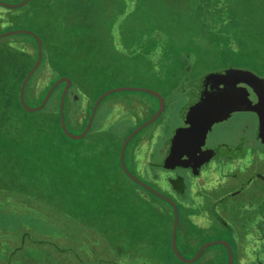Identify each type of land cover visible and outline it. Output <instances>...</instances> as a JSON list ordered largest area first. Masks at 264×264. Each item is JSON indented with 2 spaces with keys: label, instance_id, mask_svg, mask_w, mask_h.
I'll return each instance as SVG.
<instances>
[{
  "label": "rangeland",
  "instance_id": "obj_1",
  "mask_svg": "<svg viewBox=\"0 0 264 264\" xmlns=\"http://www.w3.org/2000/svg\"><path fill=\"white\" fill-rule=\"evenodd\" d=\"M1 1L20 3L24 0ZM166 2L173 5L178 3L177 0H166ZM245 3L242 7L248 6L249 10L259 7L261 10L264 0H247ZM73 4H78V7L72 9L71 5ZM125 4L126 8L124 7V9ZM135 7L132 0H126L125 3H122L121 0H60V3L56 5V12L53 11L55 14L57 11L72 13L67 19V23L74 26L71 34L64 32L62 35L57 24L51 19L52 17H49L50 14L43 18L47 22L43 20L41 24L44 28L52 29L53 36L51 35L50 38V46H54L53 61L56 63L65 62L66 68H59L63 70L60 72L61 77L68 76L73 77L74 80L82 81L76 83L72 90L76 97H81V102L76 106L71 102V109L74 105L76 116L70 114L66 120L69 130L74 134H80L86 129L90 119V117L88 118L89 112L92 113L98 98L108 90L120 87H140L156 90L164 96L166 100L164 112L157 120L132 137L125 156L126 163L132 172L149 184H154L156 187L158 184V188L164 190L165 180L158 182L154 180L153 174L149 170L148 161L150 162L151 158V161L155 163L153 172L165 176L170 172L162 165L163 155L168 140L182 125V105L188 100L189 93L187 83L190 79L204 74L205 70L209 69L205 64H200L195 66V72L191 75H185V71L182 69L184 66L179 65L178 67L174 64L175 62L168 61L170 56L167 53L165 54L167 58L164 61L140 55V50L135 43L140 35H150V0L145 1L144 11L136 10ZM5 9L6 7L0 5V13H6ZM64 17L65 15L62 16V18ZM142 21H147L146 23L149 24H144ZM13 25L14 29L31 30L27 28L25 21H15ZM89 25L95 31L96 43L91 39L93 33L88 29ZM16 44L23 45L20 42ZM96 44L99 49L95 47V50L98 51L95 55L93 51H87ZM85 49L87 52L84 51ZM99 50L103 51L102 56H100ZM81 53H86L84 62L80 58ZM109 55H112L113 58ZM213 68L211 66L209 71L214 70ZM70 71H74V73ZM24 72L25 67L20 66L14 73L6 76L5 81H0V96L13 94L16 84L22 79ZM53 73L49 67L39 74L35 93H31L27 99L30 106L39 102L48 84L53 80ZM160 106L159 99L153 93L143 89L117 90L106 96L98 106L91 130L83 138L74 139L61 136L54 145L57 153L59 151H76L83 155L81 158V154H79L80 159L72 156L74 162L83 164V168L79 169L81 174H74L75 178L71 179V184L66 185L61 191L57 189H55L57 191H51L54 187L50 185V191L44 190L50 193L44 194L41 192L42 190L37 194L29 193L27 197L33 201L30 206L26 202L28 199L24 195L26 192H22V196L17 195L18 193L15 191L8 193L9 191L5 188L9 183L0 181V264H104L105 261H110L106 264H114L115 261L118 263L155 264L156 261L149 256L150 246L146 245L147 241H150V234L135 233L133 229L127 228L122 218H116L107 212L115 208L128 207L129 200L135 194L148 202L158 200L153 194L138 185L135 179L133 180L131 176L130 178L125 173L126 171L124 172L121 164V150L128 136L138 126L153 117ZM255 119V114L252 112H238L226 119L224 124L215 125L210 133L211 138L215 143L221 142L223 138L228 143L246 138L249 143L245 146L247 149L245 153H254L259 149V154H261L264 152L261 151L264 148L258 141L254 142ZM48 131L59 135L58 126H53ZM145 141L149 142L143 144ZM238 157H242V155ZM13 161L14 158L8 148H5L4 143L0 142V170L5 169V165ZM218 164L220 165L217 171L220 172L226 166V162H218ZM259 171L264 172V163H260L256 159L241 175L242 179H229L223 182L222 178L216 177L217 181H215L219 186L215 193L214 191L204 192V195L207 200L211 201L218 196H224L231 190L244 189L247 186L245 179L251 176H254L258 181L247 190L258 193L257 189H260L264 192V182L260 180L259 176H255ZM177 172L186 174L189 171L177 169ZM191 177L193 180L194 177ZM159 179L162 180V178ZM200 181L206 182V178L203 177ZM256 187L258 188L254 189ZM213 196L216 197L212 199ZM42 197L48 202H43ZM247 197L241 196L235 201H230L242 202L248 199ZM230 201H226L224 204ZM26 206H32L33 209L26 210ZM210 206H212L211 202L207 209ZM257 206L263 208V202H259ZM98 210L100 212H97ZM26 212L33 216V221L29 224L25 223L24 213L26 214ZM100 213H103L101 214L103 222L98 220L97 214ZM91 216H96V221L90 219ZM201 223L205 226L200 234L205 236L200 240L197 239L196 243H192L191 247H188L186 251L188 255L192 253L190 249L195 250L207 241L222 239L226 236L225 232L219 236L213 235L216 232V227L209 218L204 219ZM254 234L258 235L255 229L251 230L252 240L247 244H241L243 246L240 248L242 264H248L253 260L257 256V254H253L254 250H259L264 243L261 240H256L258 236ZM16 255L17 257L14 259Z\"/></svg>",
  "mask_w": 264,
  "mask_h": 264
},
{
  "label": "trees",
  "instance_id": "obj_2",
  "mask_svg": "<svg viewBox=\"0 0 264 264\" xmlns=\"http://www.w3.org/2000/svg\"><path fill=\"white\" fill-rule=\"evenodd\" d=\"M121 1L122 3L126 2V0ZM132 1L136 6V10L144 11L146 0ZM177 1L178 3L173 5L167 4L166 0H150V35H140L135 43L140 50V55L164 61L167 58L165 55L167 53L170 56L168 61L175 62L174 64L178 67L179 65L184 66L182 69L185 71V75H191L195 72L196 65L205 64L209 70L211 66L214 67V70L224 67H242L250 68L264 76V5L261 6V10L259 7L249 10L248 6L242 7L247 0ZM58 3H60V0H30L22 8L10 7L0 3L1 6L6 7V13H0V33L14 30L13 23L15 21H25L27 28L38 33L43 40V59L27 83L25 89L26 101L31 93H35V85L39 80V74L49 67L54 72L53 80L48 84L39 102L34 106L42 102L51 86L61 78L60 72L63 70L59 68H66L65 62L56 63L53 61L54 46H50L52 29L44 28L41 24L43 20L47 22L43 18L48 17V14H50L49 17H52L51 19L57 24L62 35H64V32L71 34L74 26L69 25L67 19L72 13L57 11L55 14ZM71 7L75 9L78 4H73ZM124 7L126 8V4ZM63 15H65L64 18H62ZM27 18L28 20H26ZM146 22L142 21L144 24H149ZM87 27L93 33L91 36L92 41L96 43L94 29L91 25ZM3 39L5 40L2 41ZM17 42L23 43V45L18 46ZM95 47L98 48L97 44L84 51H93L95 55L98 52ZM0 49L1 82L5 81L6 76L14 73L18 67H25L23 77L17 82L13 94L0 96V142L4 143L5 148H8L14 158L12 163L5 165V169L0 170V181L9 183H7L6 188L4 187L5 190L9 191L8 193L15 191L18 193L17 195L22 196L21 193L26 192L24 194L26 198H28L29 193L37 194L40 190L44 194L50 193L48 192L51 190L50 185L54 187L51 191H61L66 185L71 184V179L75 178L74 174H81L79 169L83 168L81 162H74L72 159V156L80 159L79 154L81 153L76 151H59L57 153L54 148L61 136L69 137L61 124L60 109L62 92L67 81L61 82L55 88L47 104L42 109L29 111L22 104L20 91L25 77L38 59L37 39L33 34L27 32L8 34L0 37ZM99 51L100 56H102L103 51ZM85 54L81 53L80 55L83 62L86 60L84 58ZM109 56L112 57V55ZM209 70H205V73ZM70 72L74 73V71ZM72 80L73 84L67 93L64 105L66 120L70 114L76 116L74 113L76 110L73 106L81 102V97H76L72 90H74L76 83L82 81L74 80V78ZM1 90L3 89L1 88ZM71 102L74 104L72 109ZM90 114L91 111L88 118ZM53 126L59 127V135L48 131ZM137 184L153 194L158 200L151 201L149 199L150 202H148L135 194L129 200L128 207L115 208L107 213L116 218H122L127 228L133 229L135 233L140 235L150 234V241H147L146 245L150 246L149 256L156 261L155 264H228L230 252L223 243L206 247L195 262L183 261L176 254L172 244L173 206L166 199L153 193L139 182ZM42 196L44 195L42 194ZM42 201L48 202L45 198ZM26 202L28 206L33 203L30 198L26 199ZM31 209H33L32 206H26V210ZM97 212H100V210ZM213 213L216 216L214 222L216 232L213 235L219 236L225 232V237H229L228 240L234 249V264H242L240 262V248H243L241 244H247L250 241L243 240L244 237L239 233V228L232 225L216 209L213 210ZM101 214L103 213L97 214L98 220L103 222ZM84 216L89 217L87 214H84ZM96 216H91L90 219L96 221ZM24 217L26 218V224L33 221V216L27 212L24 213ZM184 217L180 214L177 241L180 251L186 257L191 258L202 244L195 250L190 249V252H192L190 255L186 254L188 247H191L192 243H196L197 239L200 240L205 235L200 234L203 230L202 226H198ZM253 229L258 233V235L254 234L258 236L256 240L264 242V220L252 224L251 230ZM250 239L252 240L251 236ZM254 253L257 256L248 264H264V243L259 250H254ZM16 257L17 255L14 259ZM108 262L110 261H105L104 264ZM115 263L118 262L115 261Z\"/></svg>",
  "mask_w": 264,
  "mask_h": 264
},
{
  "label": "water",
  "instance_id": "obj_3",
  "mask_svg": "<svg viewBox=\"0 0 264 264\" xmlns=\"http://www.w3.org/2000/svg\"><path fill=\"white\" fill-rule=\"evenodd\" d=\"M29 1L30 0H24L20 3H6L0 0V3L10 7H21L27 4ZM17 32H27L33 34L37 39L39 52L35 65L27 74L21 87L20 96L22 104L29 111H38L42 109L48 102L55 88L61 82L67 81L61 99V124L65 133L71 138L81 139L90 131L100 102L114 91L124 89H143L159 97L161 100V106L158 112L148 121L138 126L124 142L121 150V164L129 176L145 186L147 189L151 190L162 198L167 199L173 205L175 211L172 235L173 248L176 254L183 261L189 263L195 262L206 247L216 243H223L228 247L230 252L228 264H234V249L229 241L222 239L207 241L199 248L194 257H186L180 251L177 242L179 224V210L177 203L135 175L129 169L126 163L125 156L129 141L138 131L154 122L164 112L166 107V100L164 96L156 90L140 87H120L108 90L96 101L86 129L80 134H74L69 130L66 124L64 111L65 99L71 87L72 78L64 76L56 81L40 105L30 106L27 103L25 98V89L31 76L42 62L44 55L43 40L42 37L35 31L25 29H14L3 32L0 33V37ZM187 86L190 87L191 90L190 99L181 110V118L188 125L177 128L173 136L168 140L167 148L164 150L163 155L165 163H174L175 161L181 162L182 160L180 159L184 158L185 156L192 157L200 153L203 150V146L206 144L209 133L213 130V127L217 123L230 118L235 112H252L258 116L259 122L256 128V138L261 139V142L264 144V76L250 68L224 67L208 71L199 77L192 79L187 83ZM252 94L255 95V98Z\"/></svg>",
  "mask_w": 264,
  "mask_h": 264
},
{
  "label": "crops",
  "instance_id": "obj_4",
  "mask_svg": "<svg viewBox=\"0 0 264 264\" xmlns=\"http://www.w3.org/2000/svg\"><path fill=\"white\" fill-rule=\"evenodd\" d=\"M195 78H197V77H195ZM195 78H192V79H195ZM192 79H190L189 81H191ZM187 88H188V90L190 89V87H188V86H187ZM156 97L158 98V96H156ZM20 98H21V96H20ZM159 101H160V99H159ZM254 122H255V126H256V121H254ZM148 142L149 141H145V142H143V144H146ZM255 142H257V141H255ZM250 143H253V142H250ZM260 144L264 148L263 143H260ZM246 150L247 149H245V151ZM245 151H244V153L239 154V155H242V157H238L239 155H235L233 157V159H230L226 163V166L222 168V171H220V172L217 171L219 166L215 165L210 169L211 170L210 173L204 172V173H201L200 175H198L197 178L194 177V179L191 180V184H190L191 187L188 190L189 191V194H188L189 198L188 197L186 199L182 198L178 192L176 193L172 189V186L170 185L169 179L174 174H172L170 172L166 173V176L164 174H161L159 176V178H162V180L159 179L158 177L157 178L153 177L156 182L165 180L164 187H163L164 190L159 189L158 188L159 185L157 183L156 184L158 187H156L154 184H151V183L150 184L153 185L155 188L163 191L164 193L171 195L173 197V199H175L178 202L177 205H178V210H179V223H180V214H181V215L185 216L184 218L186 220H189V221L197 224L198 226L204 227L205 225L203 226L201 221H203L206 218H209L210 220H212L213 223L215 222L216 216L214 215L213 210L216 209L224 218L228 219L232 225L237 226L239 228V233L244 237L243 240L251 241L250 236H251L252 224H255L256 222H258L262 219L264 220V192L260 191V189H257L258 187L254 188V189H257V191H259L258 193L254 192V191L252 192V190H247L249 187L254 185L256 181H258L256 178H254V176L247 177L245 179V181L247 182V186L244 189L231 190L230 192L226 193L224 196H222V195L218 196L217 198H215L214 200H211V201L207 200L205 195H204V192H211V191L213 192L214 191V193H215V190L219 186V185H217L216 177L222 178L223 182H225L229 179H232V180L233 179H235V180L242 179L241 175L244 172H246L248 170V168L252 165V161L257 159V160H259L260 163H262V162L264 163V152L259 154V152H260L259 149H257L254 153L253 152L245 153ZM261 151H264V150H261ZM241 158H243V160H241ZM247 161H249V163H247ZM163 163H165V162H163ZM165 168L169 169L167 166ZM255 176H259L260 180L264 182V172L262 173V171H259L258 174H256ZM203 177L206 178V182L200 181V179ZM208 187H210V188H208ZM253 194L258 195V196H254ZM241 196L242 197L248 196L247 197L248 199H245L242 202H240V201L231 202V201H235L238 197H241ZM214 197H216V196H213L212 199ZM226 201H230V202H228L227 204H224V203H226ZM210 202H211L212 206H210L207 209ZM259 202H263V208H259V206H257V204ZM192 204H194V205H192ZM173 210H174V207H173ZM174 220H175V211H174ZM173 228H174V225H173ZM178 228H179V224H178ZM172 235H173V232H172ZM228 238L229 237H225V238H222V240L229 241ZM172 244H173V242H172Z\"/></svg>",
  "mask_w": 264,
  "mask_h": 264
},
{
  "label": "flooded vegetation",
  "instance_id": "obj_5",
  "mask_svg": "<svg viewBox=\"0 0 264 264\" xmlns=\"http://www.w3.org/2000/svg\"><path fill=\"white\" fill-rule=\"evenodd\" d=\"M188 91H189L188 96H187L188 100L182 106H185L188 103L189 99H190L191 90L189 89ZM252 95L255 98V95L254 94H252ZM160 103H161V100H160ZM236 113H238V112H235L234 114H236ZM255 117H256V119H255L256 126H255V139H254V142L258 141L259 143H262L261 139H257L256 138V128H257V124L259 122V119H258V116L256 114H255ZM225 122H226V120L222 121V122H219L216 125H222ZM185 125H188V124L185 123L182 120V125L181 126L183 127ZM214 127H213V129H214ZM210 133H209V136L207 138L206 144L203 146V150L200 153H198V154H196L195 156H192V157L185 156L184 158L180 159V160H182L181 162L180 161H175L174 163L173 162L172 163H163L162 162V165L165 166V167L167 166L169 168L168 170H170V173L174 174L169 179L170 180V185L172 186V189L176 193L178 192L181 195V197L184 198V199H186L187 197L189 198V195H188L189 191L188 190L191 187V185H190L191 184V180H192L191 176L197 178V176L200 175L201 173H204V172L210 173L211 172L210 169L213 166H215V165L219 166L220 165V164H218V162H222V163L226 162L227 163L230 159H233V157L235 155H239V154L244 153V151L246 149L245 146H246V144L249 143L246 138H240V141H237V142H234V143H228L223 138V140H221V142L215 143L213 141V139L211 138ZM148 164H150V169L149 170L153 174L152 177H155V178L158 177L159 178V176L161 174H158L155 171L153 172V165L155 163L152 162L151 159H150V162L148 161ZM177 169H183V170L189 171V172L186 173V174H180V173L177 172ZM151 186L153 188H155L153 185H151ZM155 189H157V188H155ZM157 190L162 192L164 195L168 196L169 198H171L172 200H174L177 203V201L175 199H173V197L171 195H168L167 193H164L163 191H161L159 189H157ZM168 202L171 203L170 201H168Z\"/></svg>",
  "mask_w": 264,
  "mask_h": 264
}]
</instances>
